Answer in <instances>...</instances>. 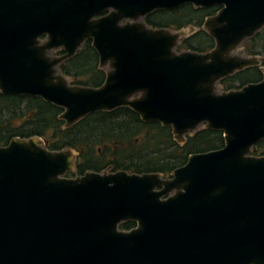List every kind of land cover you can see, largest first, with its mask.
Instances as JSON below:
<instances>
[{
  "label": "water",
  "instance_id": "95a60500",
  "mask_svg": "<svg viewBox=\"0 0 264 264\" xmlns=\"http://www.w3.org/2000/svg\"><path fill=\"white\" fill-rule=\"evenodd\" d=\"M185 5L219 7L202 25L211 50L177 52L184 28L143 20ZM263 28L264 0H0L2 95L59 107L64 128L126 107L170 127L179 145L200 128L224 139L168 178H68L76 152L13 138L0 147V264H264V156L252 154L264 140V67L261 81L217 91L262 64L235 52ZM87 40L105 71L99 87L73 85L59 70ZM128 221L135 227L121 230Z\"/></svg>",
  "mask_w": 264,
  "mask_h": 264
},
{
  "label": "trees",
  "instance_id": "16d2710c",
  "mask_svg": "<svg viewBox=\"0 0 264 264\" xmlns=\"http://www.w3.org/2000/svg\"><path fill=\"white\" fill-rule=\"evenodd\" d=\"M218 6L194 8L185 5L173 11H156L143 20L151 28L180 30L188 26L196 30L191 36L182 38L176 46L177 52L190 50L207 52L214 46L213 39L202 29L204 20L213 16ZM249 56L264 58V28L243 42ZM62 53V50L59 54ZM260 67L247 68L220 81L223 91L239 89L249 83L262 80ZM72 84L99 87L105 79V71L98 68V57L91 41L84 42L80 50L59 65ZM239 84L234 87V84ZM62 110L39 97L2 95L0 93V147L13 138L40 137L51 151L71 149L77 153L75 171L66 176L82 175L86 171L129 173H159L170 177L171 173L186 164L193 154L217 150L223 147L221 132L199 129L186 142L179 145L170 127L159 123H143L132 110L122 107L111 112L93 113L75 125L64 128L59 119ZM252 154L264 156V140L255 145ZM135 223L120 224L121 230H131Z\"/></svg>",
  "mask_w": 264,
  "mask_h": 264
},
{
  "label": "rangeland",
  "instance_id": "374dc122",
  "mask_svg": "<svg viewBox=\"0 0 264 264\" xmlns=\"http://www.w3.org/2000/svg\"><path fill=\"white\" fill-rule=\"evenodd\" d=\"M183 31L186 33L185 37H188V36H190V35L195 31V29H194L193 31H190V30H189V27H187V28H184ZM174 32H175V31H174ZM243 48H244V47L241 46V47L235 52V54H236V55H239V56L250 57L249 55H247V54L245 53V51H244ZM59 51H60V50H58V51H52V52H51V55H53V56H59V54H57ZM67 80H68L70 83H72L73 78H72V77H67ZM238 86H239V84H237V83L234 84V87H238ZM233 89H235V88H233ZM217 91H218V92L223 91V90H222V86L220 85V83H219V85L217 86ZM200 129H201V128H200ZM104 172H110V171H109V170H105ZM67 177H68V178H74L75 175H74V176L71 175V176H67Z\"/></svg>",
  "mask_w": 264,
  "mask_h": 264
},
{
  "label": "flooded vegetation",
  "instance_id": "af4514ba",
  "mask_svg": "<svg viewBox=\"0 0 264 264\" xmlns=\"http://www.w3.org/2000/svg\"><path fill=\"white\" fill-rule=\"evenodd\" d=\"M194 32H195V31H194ZM194 32H193V33H194ZM191 35H192V34H191ZM191 35H190V36H191ZM188 37H189V36H188ZM94 51H95V50H94ZM59 52H60V51H59ZM58 54H59V53H58ZM62 54H63V51H62V53L59 54V55H62ZM97 57H98V56H97ZM100 70H102V69H100ZM103 71H104V70H103ZM106 170H109V169H106ZM104 171H105V170H104ZM104 171H102V172H104ZM110 172H111V171H110ZM163 178H168V177H163Z\"/></svg>",
  "mask_w": 264,
  "mask_h": 264
}]
</instances>
